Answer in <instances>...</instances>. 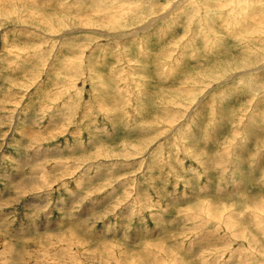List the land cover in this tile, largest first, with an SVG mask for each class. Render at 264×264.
I'll return each instance as SVG.
<instances>
[{
  "label": "rangeland",
  "instance_id": "obj_1",
  "mask_svg": "<svg viewBox=\"0 0 264 264\" xmlns=\"http://www.w3.org/2000/svg\"><path fill=\"white\" fill-rule=\"evenodd\" d=\"M0 264H264V0H0Z\"/></svg>",
  "mask_w": 264,
  "mask_h": 264
},
{
  "label": "bare ground",
  "instance_id": "obj_2",
  "mask_svg": "<svg viewBox=\"0 0 264 264\" xmlns=\"http://www.w3.org/2000/svg\"><path fill=\"white\" fill-rule=\"evenodd\" d=\"M146 27V26H145ZM42 157V156H41ZM32 179V178H31ZM15 180V179H14ZM22 181V180H21ZM32 183H33V181H27V182H18V183H15L16 185H15V187L17 188V187H19V188H21V187H26L27 188V186H32ZM70 224V223H69Z\"/></svg>",
  "mask_w": 264,
  "mask_h": 264
}]
</instances>
